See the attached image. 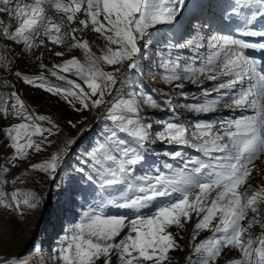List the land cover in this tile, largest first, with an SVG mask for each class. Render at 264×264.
Wrapping results in <instances>:
<instances>
[{
  "label": "snow or ice",
  "instance_id": "snow-or-ice-1",
  "mask_svg": "<svg viewBox=\"0 0 264 264\" xmlns=\"http://www.w3.org/2000/svg\"><path fill=\"white\" fill-rule=\"evenodd\" d=\"M186 11L192 15L180 42L174 40V33L159 31V26L179 25ZM209 16L235 23L236 35H202L210 27ZM260 20H264V0H227L226 4L214 0H0V41L11 42V46L0 43V68L26 85L62 97L76 112L99 110L93 127H100V132L86 150L85 167L76 169L96 194L65 233L57 254L59 264H114L113 255L118 264H171L169 253L183 249L170 229L190 223L193 214L197 222L192 240L201 230H211L212 235L195 245L187 264H216L229 249L239 254L233 264H264V231L251 232L255 226L264 229V186L253 190L251 184L253 171L258 170L256 161L264 158V60L247 54V50L264 52V26L255 27ZM77 33L102 37V55L97 56L89 41ZM161 44L169 49L158 60L161 80L175 83L179 99L185 101L189 93L184 82L196 85L201 95L194 97L195 102L178 103L162 88H127L129 75L144 70V54ZM51 46L83 51V62L73 56L53 64L59 71L52 75L63 84L51 83L43 72L13 71L16 61L34 49H44L36 57L41 69L47 68L42 60L45 52L65 55ZM175 48L186 49L189 55H173ZM102 63L114 66L113 70L104 71ZM120 66L126 68L124 73ZM205 82L209 87H204ZM3 85L13 90L0 97V120L20 122L0 126L4 146L11 150L0 165V207L22 215L25 208L36 209L41 197L21 188L5 192L6 185L24 183L20 176L11 181L5 177L10 167L28 158L29 150H45L42 145H51L49 137L61 130L49 116L30 112L15 84L6 80ZM157 91L164 96L163 102L152 94ZM143 107L168 110L171 115L147 119V114L141 115ZM221 108L225 115L219 119L181 120L177 114L183 110L208 115ZM233 112L241 115H227ZM37 134L43 137L41 144L31 139ZM157 142L166 144L162 153L152 150ZM75 143L74 139L64 141L65 148L31 164L30 169L55 180ZM173 145L176 150L168 151ZM185 148L198 155H188ZM150 152L167 159L137 173ZM111 207L128 214H109L106 210ZM149 208L151 214L145 215L143 210ZM0 264L21 261L4 257Z\"/></svg>",
  "mask_w": 264,
  "mask_h": 264
},
{
  "label": "rangeland",
  "instance_id": "rangeland-1",
  "mask_svg": "<svg viewBox=\"0 0 264 264\" xmlns=\"http://www.w3.org/2000/svg\"><path fill=\"white\" fill-rule=\"evenodd\" d=\"M220 0H214L219 2ZM217 13L221 11L220 8L216 9ZM187 12L182 14L184 16V22L187 21ZM192 15V13L190 14ZM210 17V16H209ZM208 17V18H209ZM189 17V22H190ZM179 19V18H178ZM182 20V19H181ZM182 20V21H183ZM181 24V23H180ZM207 29V30H206ZM161 33H174V40L180 42L186 35V30H182L181 26L165 25L159 26ZM184 34H183V33ZM208 28L202 30V35H208ZM82 39H87L92 51L97 55H102L105 48L103 38L99 36L84 35L83 33H77ZM6 43L11 46L9 41H0V43ZM4 43V44H5ZM47 43V42H46ZM54 47L55 51H62L65 53L63 57H54L50 53L45 52L42 60L47 68L41 69L39 67V61L36 57L39 56L41 51L44 49H34L28 56L21 57L16 61L15 70H20L26 74L39 75L43 72L46 80L53 84H63V81L57 80L52 75L53 71H59L54 69L53 64H60L64 59L71 57H77L83 62L84 55L80 49L68 50L67 46H51ZM19 51V49H16ZM167 49L163 44L159 46H152L144 54L142 62V68L136 70L135 75H129L127 88L132 87H143L146 91L152 89H163L168 92L170 96L176 97L178 103L195 102L194 97H199L201 92L196 85H192L190 82H184V91L189 93L187 101L179 99V94L175 91V83L165 84L160 78V74L157 71L158 60L161 53H166ZM173 55L181 53L189 55L186 49H171ZM104 71H112L114 66H108L101 64ZM121 67V73L125 70L124 66ZM69 75L67 73H62ZM70 79H76V77L69 75ZM118 75V79H119ZM10 81L15 84V89L20 94L21 98L25 102L30 112L47 115L49 118L59 125L60 132L49 137L52 141L51 145L46 143L42 145L45 150L37 153L34 149L29 150L28 158L24 161H18L17 167L11 168L9 174L6 175V179L11 181L16 176H20L24 183L19 181L15 184L6 185L4 188L5 192L10 193L16 188L25 190H34L41 197L40 205L36 209L23 210V214L7 211L0 207V259L4 257H19L21 264H59L58 250L63 243L65 233L71 228L74 222L77 221L83 208H86L88 203L93 202V196L96 194V189L90 183H86L82 176L76 171L80 167H85L84 160L88 158L89 152L86 151L90 148V145L94 143L95 137L100 132V127H95L94 130L85 136L78 148L71 150L72 145L67 154V158L64 161L61 170H59L56 179L52 180L48 175L38 171L31 170L30 165L35 163L43 162L50 158V156L56 153L58 150L65 148L64 141L74 139L76 142L81 133H84L88 126H91L96 118L98 117L99 110L93 109L91 111L76 112L73 108L65 102V100L57 95H52L41 88L33 87L24 84L18 80L13 74L0 68V97L6 96L13 89L5 87L4 81ZM81 86L87 90L86 85L83 82ZM179 83V82H176ZM204 87H209V84L205 82ZM154 97L163 102L164 96L160 92H153ZM111 99V97H107ZM3 103V101H0ZM75 103V101H73ZM79 107V105H77ZM223 108L219 109L218 112L202 115L189 113L183 110H178V115L181 120L186 119H219L225 115ZM147 114L146 118L155 120V118L163 119L164 117L170 116L171 113L168 110L161 111L159 109H151L143 107L141 115ZM228 116H239L238 112L228 113ZM69 121L76 125L71 127ZM18 119L13 118L12 120H0V126L9 123H19ZM43 126H49L47 122H40ZM158 127V126H157ZM155 129L153 130V132ZM34 144H41L43 137L39 134L31 137ZM3 136L0 135V165L6 163L7 157L11 154V150L4 146ZM166 144L157 142L153 146V151L156 153H162L165 149ZM168 151H175L176 146H168ZM184 151L190 156L198 155L197 152L190 148H185ZM67 152V153H68ZM166 157L162 155H153L151 152L147 155L145 165L138 166L136 171L140 173L144 170L147 165H162L166 160ZM256 169L252 173L251 184L253 190H258L261 186H264V158L256 161ZM87 172V170H86ZM76 193V196H73ZM167 199V198H163ZM159 202V201H158ZM112 215H124L128 214L125 209H118L115 207L108 208L106 210ZM145 215L151 214L152 209L143 210ZM251 216V214H250ZM197 222L195 215L190 223L184 224L183 227H172L170 230L173 235L176 236L178 243L181 245L183 250H176L169 253L171 264H187L186 257L189 256L190 252L194 249L195 245L203 241L204 239L212 235L211 230H201L195 241L192 240L194 232V225ZM217 221H214L215 224ZM183 223V221H182ZM264 229L259 226H255L251 229V232L259 234ZM121 234V237L126 234ZM119 239V238H117ZM239 254L234 249L224 250L222 256L218 258L216 264H233L234 259L238 258ZM114 264H118V260L113 255ZM167 264V262H165Z\"/></svg>",
  "mask_w": 264,
  "mask_h": 264
},
{
  "label": "water",
  "instance_id": "water-1",
  "mask_svg": "<svg viewBox=\"0 0 264 264\" xmlns=\"http://www.w3.org/2000/svg\"><path fill=\"white\" fill-rule=\"evenodd\" d=\"M125 71H126V69L123 71V73H124ZM98 119H99V115H98V117L96 118V120L94 121V123H93L91 126H88L87 129L92 128V129L94 130L95 127H93V126L97 124ZM93 130H92V131H93ZM90 133H91V131H85V132L83 133V135H81V137H79L78 141L75 143V145L72 147L71 150L73 151L74 149L78 148V146L80 145V143L82 142V140L85 138V136H87V135L90 134ZM71 150H70L67 154H70V153L72 152Z\"/></svg>",
  "mask_w": 264,
  "mask_h": 264
},
{
  "label": "bare ground",
  "instance_id": "bare-ground-1",
  "mask_svg": "<svg viewBox=\"0 0 264 264\" xmlns=\"http://www.w3.org/2000/svg\"><path fill=\"white\" fill-rule=\"evenodd\" d=\"M5 43V42H4ZM6 44V43H5ZM9 44H11V43H9Z\"/></svg>",
  "mask_w": 264,
  "mask_h": 264
}]
</instances>
